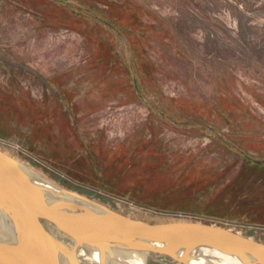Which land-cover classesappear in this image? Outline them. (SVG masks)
<instances>
[{
	"label": "rangeland",
	"instance_id": "rangeland-1",
	"mask_svg": "<svg viewBox=\"0 0 264 264\" xmlns=\"http://www.w3.org/2000/svg\"><path fill=\"white\" fill-rule=\"evenodd\" d=\"M73 1L101 19L0 0V112L70 137L0 149L128 217L264 243V0Z\"/></svg>",
	"mask_w": 264,
	"mask_h": 264
},
{
	"label": "water",
	"instance_id": "water-1",
	"mask_svg": "<svg viewBox=\"0 0 264 264\" xmlns=\"http://www.w3.org/2000/svg\"><path fill=\"white\" fill-rule=\"evenodd\" d=\"M42 221L97 249L99 264L118 260L121 253L140 254L146 263L149 252L196 264L199 256L195 251L200 247L229 252L242 264H264V243L260 241L214 223H152L128 217L62 187L0 149V264H60L61 255L68 264H80Z\"/></svg>",
	"mask_w": 264,
	"mask_h": 264
},
{
	"label": "bare ground",
	"instance_id": "bare-ground-1",
	"mask_svg": "<svg viewBox=\"0 0 264 264\" xmlns=\"http://www.w3.org/2000/svg\"><path fill=\"white\" fill-rule=\"evenodd\" d=\"M43 227L54 237H56L60 242L65 245L68 250L75 256L76 260L80 264H99L101 259V254L97 249H92L83 244L78 243L73 236L67 235L64 232L60 231L56 226L52 225L48 221H42ZM45 243V242H44ZM43 243V244H44ZM44 246L48 248H52V246L48 244H44ZM56 248V247H54ZM54 250V249H53ZM59 253V252H57ZM196 255L199 256L198 260L195 261L196 264H242L241 261L238 260L233 254L224 252L217 248H209V247H200L195 251ZM118 260H107L106 264H147L148 258L150 256H160L163 258H168L177 264L180 263L174 259H172L168 255H161L158 253L149 252L146 253V263L143 257L140 254H131L125 255L123 253L118 254ZM60 256V255H59ZM125 260V261H124ZM60 264H68L67 258L64 255L60 256ZM193 264V263H190Z\"/></svg>",
	"mask_w": 264,
	"mask_h": 264
},
{
	"label": "crops",
	"instance_id": "crops-1",
	"mask_svg": "<svg viewBox=\"0 0 264 264\" xmlns=\"http://www.w3.org/2000/svg\"><path fill=\"white\" fill-rule=\"evenodd\" d=\"M66 93L59 94V101L63 107L66 106V101L63 97ZM67 107V106H66ZM4 112H0V138L9 137L12 139L20 140L23 144L30 146L33 150H38L45 153L50 144L56 141L67 142L68 138H52L44 131L41 132L40 129H35L34 126L26 124L25 120L21 117L17 119L15 112L11 111L10 103L8 102L7 106L3 109ZM42 128L46 126L41 125ZM43 130V129H42ZM5 131V133H1Z\"/></svg>",
	"mask_w": 264,
	"mask_h": 264
},
{
	"label": "flooded vegetation",
	"instance_id": "flooded-vegetation-1",
	"mask_svg": "<svg viewBox=\"0 0 264 264\" xmlns=\"http://www.w3.org/2000/svg\"><path fill=\"white\" fill-rule=\"evenodd\" d=\"M64 1L66 2L67 0H64ZM72 1H73V0H72ZM73 2H75V3H70V2H68V3L73 4L74 6L80 8V9H82V10L89 11L91 14H94L93 11H91L89 8L85 7L84 5H82V4H80V3L77 4L76 1H73ZM94 15H97V14L95 13ZM97 16L100 18L99 15H97ZM100 19H101V18H100ZM104 21H106V20H104Z\"/></svg>",
	"mask_w": 264,
	"mask_h": 264
}]
</instances>
